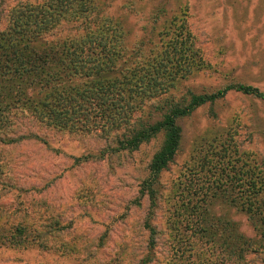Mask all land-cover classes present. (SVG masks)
Instances as JSON below:
<instances>
[{
    "label": "trees",
    "instance_id": "obj_1",
    "mask_svg": "<svg viewBox=\"0 0 264 264\" xmlns=\"http://www.w3.org/2000/svg\"><path fill=\"white\" fill-rule=\"evenodd\" d=\"M104 2L41 0L7 11L0 31V130L29 119L61 132L97 133L111 139L98 157L135 151L160 136L139 187L148 213L145 254L138 264L152 263L163 240L180 264H245L246 254L264 251V173L252 154L239 151L227 132L206 131L193 141L183 172L166 195L160 177L179 148V120L228 92L263 102L264 93L238 83L211 93L177 94L203 65L184 24L173 17L157 30V12L151 36L127 49ZM70 22L77 23L75 34L47 39ZM29 138L37 139L4 136L0 143ZM163 203L166 216L159 225L152 220ZM214 205L243 214L256 240L242 235L225 214L213 212ZM51 221L39 227L20 220L0 226V248L49 249L54 245L46 246V234L64 235L69 226L58 216Z\"/></svg>",
    "mask_w": 264,
    "mask_h": 264
},
{
    "label": "rangeland",
    "instance_id": "obj_2",
    "mask_svg": "<svg viewBox=\"0 0 264 264\" xmlns=\"http://www.w3.org/2000/svg\"><path fill=\"white\" fill-rule=\"evenodd\" d=\"M40 1L0 0V31L6 26L8 10ZM104 5L118 22L127 49L151 36L152 16L157 12V30L173 17L184 24L203 65L179 86L177 94L211 93L238 83L264 93V0H106ZM76 24H60L47 39L72 36L79 29ZM177 124L181 139L160 177L163 195L183 172L193 141L206 131L230 134L238 150L252 154L264 173L263 101L228 92ZM29 134L37 139L0 143V226L20 220L39 227L56 216L69 226L64 235L46 234V246L54 245L49 249L0 248V264H138L145 254L143 224L148 213L139 187L160 147V136L135 151L98 157L111 139L97 133L61 132L29 119L0 130L1 138ZM164 208L163 203L154 213L153 223L163 224ZM212 210L225 214L242 235L256 240L243 214L224 205H214ZM170 246L163 240L150 264H180L182 259L171 255ZM244 263L264 264V251L246 254Z\"/></svg>",
    "mask_w": 264,
    "mask_h": 264
}]
</instances>
